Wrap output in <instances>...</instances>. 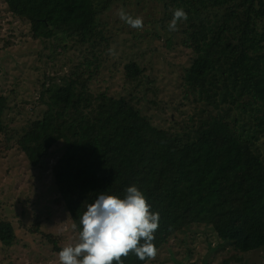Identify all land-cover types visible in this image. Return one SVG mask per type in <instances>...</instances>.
Listing matches in <instances>:
<instances>
[{
  "label": "trees",
  "instance_id": "16d2710c",
  "mask_svg": "<svg viewBox=\"0 0 264 264\" xmlns=\"http://www.w3.org/2000/svg\"><path fill=\"white\" fill-rule=\"evenodd\" d=\"M3 2L30 25L34 40L53 43V52L74 47L81 55L60 83L45 76L39 102L47 109L22 129L11 128L9 97L0 96V146L16 145L32 168H43L62 146L51 176L78 235L80 218L98 194L123 199L136 186L150 212L159 213L157 255L140 261L130 252L123 264H148L171 240L199 226L244 255L264 250V0ZM148 3L160 15L153 19L161 33L154 29L153 44L189 58L177 77L179 97L159 110L167 127L143 113V99L95 86L113 41L104 17L117 5ZM181 8L188 19L170 32ZM123 67L137 95L150 96L155 81L147 67L134 60ZM16 238L13 225L0 222L1 245L11 248Z\"/></svg>",
  "mask_w": 264,
  "mask_h": 264
},
{
  "label": "rangeland",
  "instance_id": "374dc122",
  "mask_svg": "<svg viewBox=\"0 0 264 264\" xmlns=\"http://www.w3.org/2000/svg\"><path fill=\"white\" fill-rule=\"evenodd\" d=\"M121 8L134 18L142 17L143 28L136 30L122 21L118 15ZM159 16V9L152 3L117 5L106 14L104 22L113 35L112 51L106 55L105 69L95 86L99 91L109 89L116 96L143 99V113L167 127L166 117L159 110L179 97L175 91L177 77L189 58L179 50L169 53L161 49L162 42L153 44L154 29L161 34L153 23ZM52 44L34 40L30 25L15 19L0 0V96L9 97L7 122L13 129L20 130L29 120L43 116L47 107L39 100L45 76L57 77L54 82L60 83V78L80 60V52L74 47L64 53L60 49L53 52ZM133 60L147 67L146 75L150 82L155 81L149 87L155 90L148 97L139 92L137 95L135 87L124 78L123 66ZM168 112L172 114L171 109ZM61 153L62 146L56 147L43 168H32L16 145L10 149L0 146V222H10L17 234L11 248L0 243V264H61L56 248L75 247L79 242L77 228L51 176V167ZM34 226L36 232L31 233ZM148 264H264V250L244 255L233 244H222L209 227L199 226L171 240L160 256Z\"/></svg>",
  "mask_w": 264,
  "mask_h": 264
},
{
  "label": "clouds",
  "instance_id": "9594fccd",
  "mask_svg": "<svg viewBox=\"0 0 264 264\" xmlns=\"http://www.w3.org/2000/svg\"><path fill=\"white\" fill-rule=\"evenodd\" d=\"M118 15L133 29L141 30L144 26L142 17L134 18L123 8ZM187 19L182 8L176 9L168 30L178 31V23ZM150 207L136 186L128 187L123 199L98 194L80 218L79 242L58 253L61 264H113V261L123 264L121 257H127L130 252L140 261L154 259L157 248L153 241L159 226V213L150 212Z\"/></svg>",
  "mask_w": 264,
  "mask_h": 264
}]
</instances>
